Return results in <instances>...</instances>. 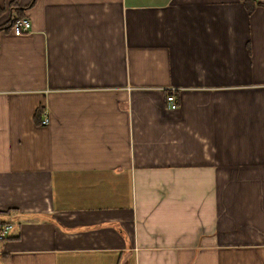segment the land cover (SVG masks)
<instances>
[{"label":"crops","instance_id":"obj_1","mask_svg":"<svg viewBox=\"0 0 264 264\" xmlns=\"http://www.w3.org/2000/svg\"><path fill=\"white\" fill-rule=\"evenodd\" d=\"M254 1L0 0V264H264Z\"/></svg>","mask_w":264,"mask_h":264},{"label":"built area","instance_id":"obj_2","mask_svg":"<svg viewBox=\"0 0 264 264\" xmlns=\"http://www.w3.org/2000/svg\"><path fill=\"white\" fill-rule=\"evenodd\" d=\"M14 18V22L11 23L9 30L14 33H25L31 30V20L28 17L17 16L13 13L11 15ZM167 107L171 110H175L178 107V101L175 97L173 90H171L165 98ZM47 122V118L43 119V123ZM13 224L10 221H7L3 224H0V241H3L9 234Z\"/></svg>","mask_w":264,"mask_h":264},{"label":"trees","instance_id":"obj_3","mask_svg":"<svg viewBox=\"0 0 264 264\" xmlns=\"http://www.w3.org/2000/svg\"><path fill=\"white\" fill-rule=\"evenodd\" d=\"M242 2L244 3V5L248 9V11H250V12L255 8L256 3H259V2H256L254 0H242ZM259 4H262V3L260 2ZM9 7H10V10L15 8L14 4L12 5V3H10ZM3 11H4L3 8H0V15ZM18 16H20V15H18ZM13 22H14V18L10 15L8 22L5 25L0 26V29H9L11 23H13ZM5 222H7V221L4 219H0V224H3Z\"/></svg>","mask_w":264,"mask_h":264},{"label":"rangeland","instance_id":"obj_4","mask_svg":"<svg viewBox=\"0 0 264 264\" xmlns=\"http://www.w3.org/2000/svg\"><path fill=\"white\" fill-rule=\"evenodd\" d=\"M263 183H261V192H264L263 191ZM249 231H250V233L252 234L253 232H256L255 230H253L252 228H250V229H248ZM235 242H240V241H237L236 239H235Z\"/></svg>","mask_w":264,"mask_h":264}]
</instances>
